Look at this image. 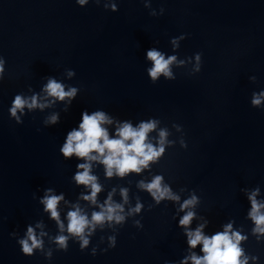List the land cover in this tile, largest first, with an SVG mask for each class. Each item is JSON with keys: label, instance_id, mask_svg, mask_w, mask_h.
Wrapping results in <instances>:
<instances>
[{"label": "water", "instance_id": "water-1", "mask_svg": "<svg viewBox=\"0 0 264 264\" xmlns=\"http://www.w3.org/2000/svg\"><path fill=\"white\" fill-rule=\"evenodd\" d=\"M117 2L119 11L113 13L94 0L86 8L75 0H0V55L7 61L0 83V264H48L39 254L22 255L9 233L22 234L41 218L55 232L33 199L34 192L42 194L38 189L55 187L76 198L80 190L70 179L76 161H65L59 146L85 108H102L121 119L157 117L169 127L182 124L188 149L169 148L153 171L174 181L173 187L187 186L202 195L199 211L211 220L210 231L228 218L244 223L248 203L239 189L264 186V110L249 103L251 92L264 87V0H152L153 8H165L159 17L150 16L141 0ZM181 33L190 35L180 56L203 52L202 71L189 76L176 69V80L152 84L144 51L158 40L170 52V38ZM67 68L75 70L69 83L81 92L69 112H61L58 125L45 128L47 113L40 112L25 116L21 125L9 119L16 93L29 85L39 91L43 77L61 76ZM250 75L257 76V84ZM98 174L106 187L127 185L126 180L104 181L102 169ZM137 179L129 178L132 194L147 209L152 201L137 192ZM173 213L163 203L145 210L143 230L129 220L119 230L115 249L93 257L90 249L81 252L70 242L67 252H54L52 264L176 261L186 245ZM106 234L98 232L92 246ZM246 247L264 260V245L250 238Z\"/></svg>", "mask_w": 264, "mask_h": 264}, {"label": "clouds", "instance_id": "clouds-1", "mask_svg": "<svg viewBox=\"0 0 264 264\" xmlns=\"http://www.w3.org/2000/svg\"><path fill=\"white\" fill-rule=\"evenodd\" d=\"M92 2L75 0L80 8ZM94 2L102 5L105 11H119L117 0ZM141 2L149 9L150 16L165 14L164 6L157 10L152 7V0ZM189 35L181 33L171 37L170 52L160 48L158 40L144 51L145 71L152 84L162 79L176 80V69H185L189 76L202 71L203 52L186 57L179 54L182 42ZM6 65V58L0 55V83L5 80ZM75 77V70L67 68L61 76L43 77L39 91L29 85L26 91L16 93L8 107L9 119L21 125L25 116L40 112L47 113L42 121L45 128L58 125L61 112L68 113L81 92V87L69 83ZM248 79L253 84L258 83L256 75ZM249 103L252 108L264 110V87L251 92ZM58 105L63 107L57 110ZM173 130L179 134L175 138ZM177 144L183 150L189 147L182 124L173 122L169 127L157 117L121 119L102 108L83 109L79 121L66 132L59 146V154L65 161H76L70 178L80 190L76 198H67L55 187L38 189L42 194L34 192L33 199L42 206V216L55 225V232L41 218L28 223L22 234L13 230L9 236L16 241L22 255L39 254L48 264H52L54 252H67L70 242L78 244L81 252L90 249V255L95 257L98 251L104 254L116 248L119 230L129 220L137 230H143L145 210L151 211L163 203L174 209L171 219L176 222L186 245L180 259L165 260L164 264H264L261 255L246 247L250 238L257 245H264V186L257 184L239 189L248 203L244 223L237 224L235 218H228L210 231L211 220L199 211L202 195L187 186L173 187L174 181L153 171L167 150ZM101 169L104 181L126 180L127 185L116 183L106 187L98 174ZM133 176L139 177L135 181L137 192L147 193L152 201L147 209L141 197L132 194L129 178ZM98 232L110 234L101 235L99 243L92 246V239ZM105 243L106 247L100 248Z\"/></svg>", "mask_w": 264, "mask_h": 264}]
</instances>
